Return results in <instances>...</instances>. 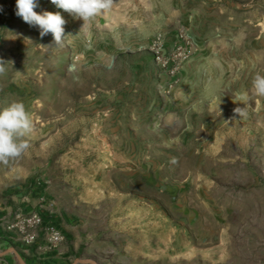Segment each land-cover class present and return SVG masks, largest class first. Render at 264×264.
Listing matches in <instances>:
<instances>
[{"label":"rangeland","instance_id":"1","mask_svg":"<svg viewBox=\"0 0 264 264\" xmlns=\"http://www.w3.org/2000/svg\"><path fill=\"white\" fill-rule=\"evenodd\" d=\"M36 4L62 44L0 0V109L34 124L0 210L37 183L84 264H264V0H113L85 26Z\"/></svg>","mask_w":264,"mask_h":264},{"label":"clouds","instance_id":"2","mask_svg":"<svg viewBox=\"0 0 264 264\" xmlns=\"http://www.w3.org/2000/svg\"><path fill=\"white\" fill-rule=\"evenodd\" d=\"M64 12L83 21V26L90 24L97 16L111 9L113 0H51ZM36 0H16V15L32 26H38L40 36L51 33L56 45L63 43L65 37L64 26L67 23L59 11H45L38 14L34 9ZM82 26V27H83ZM5 62L0 59V74L5 72ZM256 95L264 96V75H256L252 81ZM239 115L242 110H234ZM34 132L33 120L21 101H14L7 107L0 109V162L20 158L30 148L28 137Z\"/></svg>","mask_w":264,"mask_h":264},{"label":"built area","instance_id":"3","mask_svg":"<svg viewBox=\"0 0 264 264\" xmlns=\"http://www.w3.org/2000/svg\"><path fill=\"white\" fill-rule=\"evenodd\" d=\"M41 193L42 190L37 183L30 182L26 185L19 194L15 195L23 206L11 215H0V229L13 243L19 244L22 248L28 249L40 244L37 249L46 253L58 250L66 237L55 225L45 222L42 212L33 207L32 199Z\"/></svg>","mask_w":264,"mask_h":264},{"label":"crops","instance_id":"4","mask_svg":"<svg viewBox=\"0 0 264 264\" xmlns=\"http://www.w3.org/2000/svg\"><path fill=\"white\" fill-rule=\"evenodd\" d=\"M21 205L19 203L18 207ZM10 207L4 206L0 215L11 214ZM45 222L60 229L66 239L58 250L43 253L33 245L28 249L13 243L9 236L0 229V264H84L78 259L81 239L76 235V229L62 215L41 211Z\"/></svg>","mask_w":264,"mask_h":264}]
</instances>
